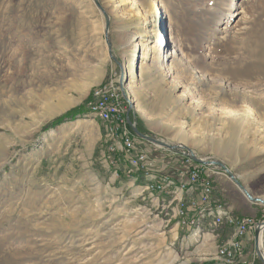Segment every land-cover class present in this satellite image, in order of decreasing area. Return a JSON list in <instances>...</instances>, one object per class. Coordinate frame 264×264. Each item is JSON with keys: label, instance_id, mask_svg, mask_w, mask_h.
I'll list each match as a JSON object with an SVG mask.
<instances>
[{"label": "rangeland", "instance_id": "374dc122", "mask_svg": "<svg viewBox=\"0 0 264 264\" xmlns=\"http://www.w3.org/2000/svg\"><path fill=\"white\" fill-rule=\"evenodd\" d=\"M98 1L110 18L126 95L125 54L139 18L122 13L117 0ZM230 1L157 0L158 16L146 26L154 29L160 21L167 38L172 31L174 46L166 52L173 51L180 85L166 77L165 62L149 59L134 84L144 113L131 102L129 116L144 134L222 161L252 195L264 197V0H234L235 15L228 18ZM136 2L145 15L150 0ZM104 26L92 0H0V264H197L196 243L179 250L167 236L168 215L133 190L108 186L73 149L68 133L95 125L88 110L81 113L90 90L112 72L120 89L121 68L110 57ZM147 38L155 41L152 32ZM63 103L69 106L50 117ZM80 105L74 118L42 129ZM244 106L255 112V124L242 114ZM216 169L229 203L235 196L250 202ZM166 178L179 185L163 176L152 188L164 191Z\"/></svg>", "mask_w": 264, "mask_h": 264}, {"label": "crops", "instance_id": "0c3cea01", "mask_svg": "<svg viewBox=\"0 0 264 264\" xmlns=\"http://www.w3.org/2000/svg\"><path fill=\"white\" fill-rule=\"evenodd\" d=\"M85 110H88L87 104L85 105ZM87 115H89V112ZM91 120L95 123L92 130L84 128L81 132L73 134V132L70 131L68 133L69 136L73 135V144L75 145L73 149L75 152H78L77 159H82V165L92 168L94 175L100 180L109 181L107 182L108 186L109 183H116L117 185L120 184L122 189L133 190L135 192H133L135 197L138 198L139 201L153 207V209H158L159 213H163L165 216L168 215L169 217L166 219V222L171 223V227L167 229L166 232L169 233L167 236L170 237L172 244L176 242L179 246V250H182L183 248H188L189 244L192 245L193 243H196L193 248L194 251H196L193 254V257L195 256L197 259V264H213L208 260L213 259V254L216 252L215 249L218 245L231 238L232 226L225 225L213 230L209 223V218H203L198 228L189 225L181 226L179 217L177 216L180 207L177 199L183 197V199L187 200L188 195L190 194L177 191L176 197H174L172 191L175 194V188L173 185H166L167 187L164 191L147 188L150 183H158V179L163 176H168L169 178L174 179L175 183L177 185L179 183L180 185V181L182 180L177 177V170L182 166V157L179 154L170 151H154L152 144L145 140H140L139 143H137V147L133 149L132 154L136 153L139 149L147 150L148 154H150L155 162L147 172L141 170L134 172L133 175L129 174L127 171L130 166L128 165V160L130 159L129 156L121 152L114 154H110V152L108 153L105 143L101 142V136L103 133L101 127L102 124L97 118ZM172 155H177L178 158H172ZM218 175L221 174L218 173L214 176V183L216 187H218V190H220L219 193L222 194L224 188L219 187L218 185L221 181V177ZM183 180L186 179L184 178ZM196 196L198 195L196 194ZM232 200V206L236 209L234 211L235 214L250 215L257 220L262 219L264 208L255 203L242 200L236 196L235 198L233 197ZM194 215L195 213L191 211H186L185 213L186 217H193ZM206 239H208L207 241H210V244L208 245L206 252H204L202 249ZM241 240L246 257L256 256L254 249V234L252 232L246 233ZM254 264L262 263L256 258Z\"/></svg>", "mask_w": 264, "mask_h": 264}, {"label": "bare ground", "instance_id": "6f19581e", "mask_svg": "<svg viewBox=\"0 0 264 264\" xmlns=\"http://www.w3.org/2000/svg\"><path fill=\"white\" fill-rule=\"evenodd\" d=\"M119 6H123L122 13H126L127 15H132L136 17L137 19L139 18V23L140 25L137 27V30H135V36H134V41L132 45L129 47V51L127 52V55L129 60L126 61V72H127V79L128 82L125 85L126 88V95L128 96L130 102H133L136 110L144 113V110L142 109L141 104L137 100V95L135 93V86L134 84L136 83L135 81L138 80V76L143 73L146 70L147 66V61L151 58H155V61L160 60V62H165V66H163L161 69L164 70L166 77L171 79V82L173 85L179 86L180 85V80L174 75V62L173 60V51L168 50L166 52V48L168 47H173V35L172 31L170 29H167L168 32L170 33L168 38L166 35V30L164 31V26L160 21H157L155 23V28L154 29H148L146 24L150 21V18L154 16H158V9H159V4L157 0H150L148 3L145 15H142L141 10L136 2V0H117ZM235 1L231 0L229 3L230 7V14L228 16L232 17L235 15V10L231 9L234 7ZM229 19L227 20L226 24H232L233 22H228ZM234 21V20H233ZM152 32V34L155 35V41L149 40L147 37L149 36V33ZM151 35V34H150ZM6 41V40H5ZM6 45V44H5ZM9 45V44H8ZM170 45V46H168ZM168 46V47H167ZM3 47V46H2ZM1 47V48H2ZM0 48V49H1ZM160 48L162 50L161 52V57L155 56L152 57L153 52L160 51ZM140 52L139 57L136 56L137 53ZM132 56H136L137 61H136V66L135 63L132 62ZM35 68V67H34ZM104 82V80H103ZM90 90V99L88 102H90L92 99L95 98V95L100 91V86H102V81L94 85ZM180 96H186L187 93H185V90H182L180 93ZM64 105V106H63ZM69 104L65 105L63 103L58 110L49 112V116H54V114L59 111V110H64ZM89 115L92 116V118H97L100 123L102 124L103 127V143H105L106 149L108 153L114 154L116 152H122L126 155L129 156L130 158V153L127 150V143L124 141V133L123 132H118V127H117V122L113 121V116L112 114H109L106 108H101V109H95V108H88ZM242 114L247 118V120H251V124H255L257 122V116L253 109L248 106L243 107ZM182 143H178L177 145H181ZM111 159V158H110ZM128 165L129 169L127 170L129 174H134V172H138L141 169L140 163L137 162L136 158H130ZM238 179L239 177L236 176ZM162 178V177H161ZM159 180V179H158ZM159 182V181H158ZM170 182V183H169ZM164 186L172 185L171 179L166 178L164 181ZM179 184V183H178ZM153 185H156L155 183H150V185L147 186L148 189H152ZM157 187V186H156ZM155 187V188H156ZM175 188V194L174 197H176V192H185L189 193L191 195V188L189 187H183L180 185L174 186ZM162 189V188H161ZM180 189V190H179ZM159 190V189H158ZM164 190V188H163ZM248 190V188H247ZM249 191V190H248ZM214 193V188L208 190V197L214 198L217 197ZM262 197V196H261ZM264 199V197H262ZM183 198L177 199L178 204L180 206L179 210V215L180 213L182 214V205L184 206L183 202H180ZM197 204V209H193V213L195 215L191 217L189 221V226H194L195 228L199 227L200 222L203 220V218H209L210 219V225L212 226L213 230L217 229V223L214 222V219L211 217H214V215L217 216H225L226 215V208L225 207H219V204H214V205H209L208 199H200V201ZM183 216V215H181ZM182 221V219H181ZM180 221V222H181ZM186 224V220L182 221V226ZM232 226V234L233 235L230 239L225 240L222 244L218 245L216 247V252L214 255V259L217 260L216 264H230V256H228V249L231 251V256H238L239 250H238V244L237 241L242 237V230H244V221H234L230 220L227 221V226ZM262 237V233L260 235ZM215 262V261H214Z\"/></svg>", "mask_w": 264, "mask_h": 264}, {"label": "built area", "instance_id": "2783aa9c", "mask_svg": "<svg viewBox=\"0 0 264 264\" xmlns=\"http://www.w3.org/2000/svg\"><path fill=\"white\" fill-rule=\"evenodd\" d=\"M116 72H112L108 74V77L104 82H102V86H100V91L95 95V98L87 103V108H95L101 109L106 108L109 114H112L113 121L117 122L118 132L124 133V141L127 143V150L130 153V158H136L137 162H141V169L144 172L150 170V168L154 164V159L151 158L150 154H148L147 150L139 149L136 153L132 154L133 149L137 147V143H139L141 138H139L129 127L127 120L125 118V108L123 95H121L118 83H117ZM154 151H163L165 148L151 143ZM182 157V166L177 170V177L182 180L180 181L181 186L191 188V195H188V199H183V209L184 217L186 220L185 226L189 224L191 217H186V211L193 212V209H197V204L200 199H208L209 205L219 204V207L226 208L225 216H217L211 217L214 219V222L217 223V228H221L222 226L227 225V221H244V230H242V237L246 235V233H253L254 227L257 223L262 222L264 219V215L262 216V220H257L253 216L250 215H237L234 212L233 206L229 201L224 197V194L219 193L218 190L217 197L210 198L208 197V190L216 187L214 183V176L218 173L216 166L205 165L203 163L195 162L191 158L184 155L183 151L180 155ZM186 180H183V179ZM196 194L198 196H196ZM242 237L238 239V256H231V251L228 249V256H230V264H254L257 258L256 256L246 257Z\"/></svg>", "mask_w": 264, "mask_h": 264}, {"label": "water", "instance_id": "95a60500", "mask_svg": "<svg viewBox=\"0 0 264 264\" xmlns=\"http://www.w3.org/2000/svg\"><path fill=\"white\" fill-rule=\"evenodd\" d=\"M92 1H94V4L96 5V7L100 9V11H101V13L105 19V26H104L105 42L107 44V48H109L108 50H109V54H110L111 59L120 65L121 75L119 78L120 79L119 85H120L122 95L126 97V95L124 93V87H123L124 82L126 81V79H124V68H123V65L120 64L119 61L112 54L111 40H110V36H109V32H108V28H109V24H110V18L107 16V14L103 10V8H102V6L98 0H92ZM127 102H128L127 122H128V125L131 127L132 131L139 138H141L142 140H145L147 142H152V143H154V144H156L162 148H167V149L173 150L175 152L182 149L184 155L191 158L196 163L199 162V163H203L205 165H210V166L214 165V166L219 167L227 175V177L230 178L231 181L237 187H239L241 192L246 196V198L250 202L264 205V199L261 196L252 195V193L247 190L246 186H244L242 184V182L236 177V174L233 171H231L230 169H228L227 166L222 161L215 159V158H210V157H201L198 154L196 155L189 147H187L184 144H181V145L171 144L167 141H163V140L155 138L151 135H147V134L142 133L138 129V127L136 126V121L134 120L135 117L133 119H131L129 116V114L134 112V111L132 110V105H131V102L128 98H127ZM263 230H264V219L262 220V222L257 223L254 227V230H253L255 253L257 255V258L260 260V262L262 264H264V249H262ZM261 233H262V237L260 236Z\"/></svg>", "mask_w": 264, "mask_h": 264}, {"label": "trees", "instance_id": "16d2710c", "mask_svg": "<svg viewBox=\"0 0 264 264\" xmlns=\"http://www.w3.org/2000/svg\"><path fill=\"white\" fill-rule=\"evenodd\" d=\"M87 100H88V98H86L85 101L82 103V105L84 106V109L81 112L82 114H85L86 113L85 112V105L87 104ZM82 105H80L77 108H73V109L69 110V112H67L66 114H64V115H62L60 117L55 118L54 121L46 124L45 126H43L42 129L47 130V129L53 128L57 124H60V123H62L64 121H68L69 119L74 118L76 116V113H78L77 111L80 108H82ZM140 131H141V129H140Z\"/></svg>", "mask_w": 264, "mask_h": 264}]
</instances>
